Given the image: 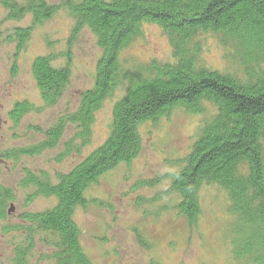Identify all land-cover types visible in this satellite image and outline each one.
Segmentation results:
<instances>
[{
    "label": "trees",
    "instance_id": "trees-1",
    "mask_svg": "<svg viewBox=\"0 0 264 264\" xmlns=\"http://www.w3.org/2000/svg\"><path fill=\"white\" fill-rule=\"evenodd\" d=\"M2 3L8 19L18 20L25 14L32 17L29 25L15 28L8 39L16 43V51L25 47L33 28L62 6L73 19L71 36L88 29L101 54L95 64L93 85L79 93L76 108L68 109L42 131L41 141L0 151V160L16 162L22 156L51 150L68 126L74 127L73 136L60 157L79 152L90 143L95 112L105 100L114 98L107 137L68 171L50 177L43 171L22 169L18 185L33 188L27 201L44 196L53 197L55 204L42 211H23L20 224L5 228L24 236L23 243L14 248L12 264H27L36 238L51 248L41 254L46 264H93L83 251L73 220L77 207L89 202L85 196L88 189L104 174L119 164H128L140 153L141 124L155 122L178 107L190 114L201 113L204 103L215 107L214 116L177 163L178 169L167 176V193L177 196V214L193 225L200 215L201 189L213 186L223 190L230 212L237 218L234 232L241 236L237 246L230 249L228 261L264 263V0ZM145 24L157 25L168 36L172 62L152 61L138 68L122 64L121 52L142 35ZM202 34L219 35L228 41L234 59L239 61L237 68L218 71L198 66L188 46ZM31 74L43 103L53 106L69 83V63L56 66L53 55H38L31 63ZM32 109L27 101H18L8 117L17 124ZM12 201L11 189L0 184V218L13 212ZM139 242L146 245L141 239Z\"/></svg>",
    "mask_w": 264,
    "mask_h": 264
},
{
    "label": "rangeland",
    "instance_id": "rangeland-1",
    "mask_svg": "<svg viewBox=\"0 0 264 264\" xmlns=\"http://www.w3.org/2000/svg\"><path fill=\"white\" fill-rule=\"evenodd\" d=\"M3 1L0 0V151H7L38 143L43 139L42 131L68 109L76 108L79 93L93 85L101 50L86 28L71 36L73 19L59 6L52 17L32 29L25 47L16 51V43L8 39L15 28L29 25L32 17L25 14L18 20L8 19ZM45 1L61 5L60 0ZM228 43L219 35L202 34L192 39L188 50L198 66L229 71L237 68L239 61L234 59V50ZM47 54L53 55L54 65L68 62L70 69L64 94L53 106L43 103L31 74L33 59ZM120 61L137 68L152 61L172 62L173 50L160 27L145 24L142 35L121 52ZM121 92L122 87L116 97ZM18 101H27L33 109L14 124L8 111ZM113 101L114 98L105 100L95 112L90 143L79 152L60 157L65 143L73 136L74 127L68 126L51 150L22 156L16 162L0 160V184L11 189L14 207L13 212L0 218V264H12L14 248L24 240L20 232L5 228L20 224L19 215L23 211H42L55 204L53 197L44 196L27 201L33 188L18 185L22 169L43 171L50 177L68 171L107 137ZM215 111L210 103H204L203 111L197 114L178 107L155 122L141 124L140 153L128 164H119L104 174L88 189L85 196L89 202L77 207L73 220L83 251L93 264H239L228 261L230 249L237 246L241 236L234 232L237 218L230 212L223 190L213 186L201 189L200 215L193 225L177 214L174 208L177 196L167 193V176L178 169L177 163L188 153ZM230 242L234 243L231 247ZM50 251L49 246L36 238L27 264H46L41 254Z\"/></svg>",
    "mask_w": 264,
    "mask_h": 264
}]
</instances>
